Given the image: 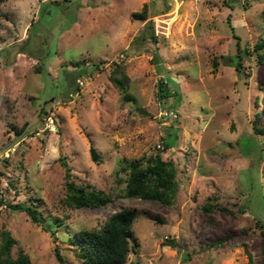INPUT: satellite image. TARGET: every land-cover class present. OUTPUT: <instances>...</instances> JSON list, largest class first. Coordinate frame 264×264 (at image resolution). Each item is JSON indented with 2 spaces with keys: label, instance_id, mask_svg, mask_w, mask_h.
I'll use <instances>...</instances> for the list:
<instances>
[{
  "label": "rangeland",
  "instance_id": "rangeland-1",
  "mask_svg": "<svg viewBox=\"0 0 264 264\" xmlns=\"http://www.w3.org/2000/svg\"><path fill=\"white\" fill-rule=\"evenodd\" d=\"M144 4L146 19H133ZM263 9L264 0H0V231L16 238L13 253L60 264L56 246L79 263L73 234L126 206L138 215L119 264H264V133L254 129L264 126ZM149 21L156 42L129 48ZM235 36L251 52L240 70L228 63ZM114 62L128 97L109 79ZM85 65L69 91L65 72ZM160 78L180 93L158 98ZM157 151L177 169L173 204L63 203L62 159L76 182L114 193L125 160ZM206 201L217 205L206 212ZM6 202L37 205L54 233Z\"/></svg>",
  "mask_w": 264,
  "mask_h": 264
},
{
  "label": "trees",
  "instance_id": "trees-1",
  "mask_svg": "<svg viewBox=\"0 0 264 264\" xmlns=\"http://www.w3.org/2000/svg\"><path fill=\"white\" fill-rule=\"evenodd\" d=\"M261 16L264 21V9ZM132 18L138 20L146 19V4L141 10L132 12ZM236 37L237 52L234 56L228 57V63L235 66L236 70H240L241 57L243 54L249 55V49L241 48L238 36ZM150 40L156 42L152 24L147 22L145 30L135 36L129 43V48L136 49L140 43L138 40ZM262 42H258L256 47H261ZM109 74L111 83L128 97L127 81L128 76L120 65L116 62ZM91 67H98L96 62L90 63ZM87 70L84 67H75L65 72V79L69 87V91H77L79 85L76 78ZM158 98H164L168 95L180 93L179 90H170L166 83L160 78L158 79ZM255 131L264 133V126H254ZM168 146V144L166 143ZM65 166V195L62 201L71 208H79L83 206L98 207L106 204L114 197H140L154 199L164 205H171L176 199L178 190V181L176 179L177 169L171 159H165L160 152L154 154H142L139 157L125 160V164L121 170L126 174L124 185L117 192H107L96 187L92 183L76 182L70 177L69 166L62 159ZM6 206L12 210L25 212L33 222L40 224L45 230L53 234L44 223V216L41 210L35 204H27L24 202L10 203L6 202ZM216 203L206 201L202 204V209L209 212ZM138 215L136 207H121L114 211L104 222L98 227L92 229H80L76 231L71 241L78 247L80 252V262L74 263L64 260L58 248L55 246L54 253L60 264H119L122 263L129 251V239L133 235L132 223ZM264 233V232H263ZM17 243L16 238L11 234L10 230L3 228L0 231V264H33L30 256L21 247H17V251L13 253L14 245ZM261 254L264 262V237L261 243Z\"/></svg>",
  "mask_w": 264,
  "mask_h": 264
},
{
  "label": "built area",
  "instance_id": "built-area-1",
  "mask_svg": "<svg viewBox=\"0 0 264 264\" xmlns=\"http://www.w3.org/2000/svg\"><path fill=\"white\" fill-rule=\"evenodd\" d=\"M120 57L121 58L124 57V54L121 53ZM76 82L78 83L79 87H81V85L84 83V80H83V78H77ZM161 110L162 111H160V112H161V115H163V116L172 115V116L176 117V114H175V112L172 109L164 108V109H161Z\"/></svg>",
  "mask_w": 264,
  "mask_h": 264
},
{
  "label": "crops",
  "instance_id": "crops-1",
  "mask_svg": "<svg viewBox=\"0 0 264 264\" xmlns=\"http://www.w3.org/2000/svg\"><path fill=\"white\" fill-rule=\"evenodd\" d=\"M82 21H83L82 16H79L78 19H76V21L73 23V29L77 35L83 34L82 31H83L85 25L84 26L82 25Z\"/></svg>",
  "mask_w": 264,
  "mask_h": 264
},
{
  "label": "water",
  "instance_id": "water-1",
  "mask_svg": "<svg viewBox=\"0 0 264 264\" xmlns=\"http://www.w3.org/2000/svg\"><path fill=\"white\" fill-rule=\"evenodd\" d=\"M90 153H91V158L93 160H96V158H97V152L94 150L93 147L90 149Z\"/></svg>",
  "mask_w": 264,
  "mask_h": 264
}]
</instances>
